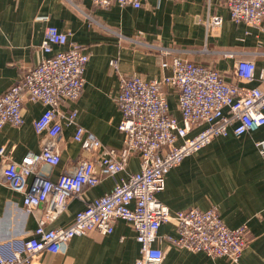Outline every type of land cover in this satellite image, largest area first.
I'll use <instances>...</instances> for the list:
<instances>
[{
	"label": "crops",
	"instance_id": "1",
	"mask_svg": "<svg viewBox=\"0 0 264 264\" xmlns=\"http://www.w3.org/2000/svg\"><path fill=\"white\" fill-rule=\"evenodd\" d=\"M222 17L218 28H208L207 15ZM96 20L99 24L92 22ZM54 25L67 35L64 46L81 45L89 59L79 97L62 105L75 108L76 122L91 131L104 145L119 148L124 133L118 128L121 113L116 103L119 75L136 73L145 79L160 78L170 71L175 56L212 66L230 80L235 60L254 62L255 75L264 70V23L262 27L231 20L223 0H144L141 7L113 4L99 8L90 0H0V93L17 81L25 70L43 57L40 45L44 29ZM121 35V36H119ZM233 50L223 57L216 50ZM116 61L117 69L111 66ZM166 63V66L162 64ZM253 80L244 85L255 86ZM171 111L174 96L168 95ZM45 106L25 100L23 122L0 128V169L4 157L19 161L28 151H37L44 134L35 132L33 122ZM74 126H64L60 135V161L51 172L55 179L69 171L87 153L73 138ZM264 139V125L256 130L215 137L209 144L183 159L168 171L165 187L157 198L171 212L215 206L230 228L247 224L248 244L239 264H264V155L255 142ZM139 169V157L132 155L126 169L84 191L86 201L108 192L119 181ZM33 178L26 181L31 186ZM23 193L2 182L0 175V240L26 239L36 226V213H25ZM84 202L74 199L48 224L49 228L69 225ZM156 246L165 250L160 264H228L225 258L210 257L172 245L166 235H176L175 223H162ZM139 244L135 232L124 220H117L110 234L90 231L75 236L61 252H40L28 264H135Z\"/></svg>",
	"mask_w": 264,
	"mask_h": 264
},
{
	"label": "built area",
	"instance_id": "2",
	"mask_svg": "<svg viewBox=\"0 0 264 264\" xmlns=\"http://www.w3.org/2000/svg\"><path fill=\"white\" fill-rule=\"evenodd\" d=\"M99 8L113 4L141 7L144 0H90ZM231 20L262 27L264 0H223ZM92 22L99 24L96 20ZM206 27L222 24V17L209 14ZM121 36V35H119ZM54 25L44 29L40 45L43 57L24 71L21 77L0 93V128L23 122L25 100L40 101L44 110L33 122L35 132L43 133L37 151H28L19 161L4 157L0 169L2 182L22 192L25 213H36V226L26 239L0 240V264H28L40 252L63 251L75 236L94 230L110 234L117 220H124L135 232L139 256L135 264H160L165 250L156 246L162 223L173 221L176 235H166L174 246L210 257L225 258L239 264L248 244L247 224L228 227L215 206L188 208L171 212L157 198L165 187V176L186 157L231 130L234 135L250 132L264 125V70L255 75L254 62L245 57L235 60L230 80L212 66L173 57L167 75L145 79L132 73L119 75L116 103L121 113L118 128L124 133L119 148L104 145L91 131L76 122L75 108L62 105L75 101L82 90L89 56L83 47L71 42ZM223 57H233V50H216ZM117 69L116 61L110 62ZM166 66V63L162 64ZM253 80L255 86L244 84ZM175 101L177 117L170 108L168 95ZM64 126H74L73 140L87 153L69 171L51 179L62 150L60 135ZM264 155V139L255 142ZM4 149L0 148V155ZM139 157V169L111 189L86 201V188L98 184L103 176L114 177L126 169L128 159ZM33 178L31 186L27 179ZM84 202L67 226L49 228L70 201Z\"/></svg>",
	"mask_w": 264,
	"mask_h": 264
}]
</instances>
